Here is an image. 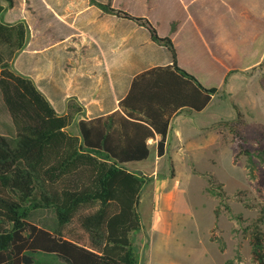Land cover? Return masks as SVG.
Masks as SVG:
<instances>
[{
	"label": "trees",
	"instance_id": "obj_1",
	"mask_svg": "<svg viewBox=\"0 0 264 264\" xmlns=\"http://www.w3.org/2000/svg\"><path fill=\"white\" fill-rule=\"evenodd\" d=\"M90 2L144 26L171 52L173 63L137 74L111 113L89 119L77 98L69 97L60 114L31 77L13 68L30 28L25 19L6 21L14 0H0V91L15 127L14 145L0 134V264H138L131 234L142 226L138 207L148 177L124 163L148 159V140L157 133V154L164 155L173 114L184 107L199 111L222 92L204 87L178 66L173 41L159 35L146 16L110 1ZM233 107L237 115L225 123L238 154L248 155L253 174L252 157L244 149L245 119L239 106ZM73 124L77 133L69 130ZM260 153L264 160V150ZM207 181V191L223 201V184L213 174ZM39 209L53 212L52 227L31 219ZM263 224L264 205L243 229L253 264H264ZM217 241L224 250V240Z\"/></svg>",
	"mask_w": 264,
	"mask_h": 264
},
{
	"label": "crops",
	"instance_id": "obj_2",
	"mask_svg": "<svg viewBox=\"0 0 264 264\" xmlns=\"http://www.w3.org/2000/svg\"><path fill=\"white\" fill-rule=\"evenodd\" d=\"M98 1L146 16L159 35L173 41L178 66L206 88L233 95L247 86L243 76L264 62V0ZM4 18L28 22V42L12 66L31 77L60 114L69 97L77 98L89 119L111 113L137 74L173 63L171 52L154 42L144 26L90 0H14ZM46 51L54 59L40 61ZM214 100L199 111L184 107L173 114L164 155L157 154L161 134L148 140L155 168L164 162L177 169L186 163L181 152L196 161L195 146L208 148V137L198 126L205 125L202 117Z\"/></svg>",
	"mask_w": 264,
	"mask_h": 264
},
{
	"label": "rangeland",
	"instance_id": "obj_3",
	"mask_svg": "<svg viewBox=\"0 0 264 264\" xmlns=\"http://www.w3.org/2000/svg\"><path fill=\"white\" fill-rule=\"evenodd\" d=\"M45 58L54 59L47 51L39 56L40 61ZM243 77L248 82L246 87L233 95L220 92L202 117L205 125L198 128L208 137L209 146H195L194 154L199 156L196 161L181 152L186 163L177 169L164 162L155 168L151 157L126 164L128 169L148 177L138 207L142 226L131 234L138 264H253L248 235L243 229L264 205V160L259 156L264 150V62ZM233 104L239 106L245 119L244 149L252 157L253 174L248 155L238 154L225 123L237 115ZM189 120L195 123L192 118ZM69 130L78 132L76 124ZM0 134L15 144V127L1 91ZM208 174L223 184V201L207 191ZM226 205L230 210H226ZM32 216L38 225L52 227L55 223L51 210L39 209ZM212 234L224 240V250L217 238L211 240Z\"/></svg>",
	"mask_w": 264,
	"mask_h": 264
},
{
	"label": "bare ground",
	"instance_id": "obj_4",
	"mask_svg": "<svg viewBox=\"0 0 264 264\" xmlns=\"http://www.w3.org/2000/svg\"><path fill=\"white\" fill-rule=\"evenodd\" d=\"M153 217V216H152Z\"/></svg>",
	"mask_w": 264,
	"mask_h": 264
}]
</instances>
